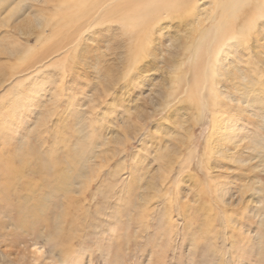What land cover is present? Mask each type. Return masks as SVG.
I'll use <instances>...</instances> for the list:
<instances>
[{
    "label": "rangeland",
    "instance_id": "obj_1",
    "mask_svg": "<svg viewBox=\"0 0 264 264\" xmlns=\"http://www.w3.org/2000/svg\"><path fill=\"white\" fill-rule=\"evenodd\" d=\"M41 1L0 0V87L25 83L0 90V264H264V0H147L157 15L140 17L127 64L117 22L95 14L109 0L73 24L62 0ZM180 8L190 26L213 14L190 49L170 42ZM216 21L232 39L203 73ZM203 80V115L190 100L163 109Z\"/></svg>",
    "mask_w": 264,
    "mask_h": 264
},
{
    "label": "bare ground",
    "instance_id": "obj_2",
    "mask_svg": "<svg viewBox=\"0 0 264 264\" xmlns=\"http://www.w3.org/2000/svg\"><path fill=\"white\" fill-rule=\"evenodd\" d=\"M39 1H41V0H39ZM45 1V0H44ZM122 0H109V1H107V2H104V3H101L100 5H99V7H97L96 9H94L95 10V12H97V13H95L96 15H97V20H98V22H101V21H103V20H107L106 18H108V20L109 21H112L110 18L111 17H113V20L115 21V22H117V24H118V27H113L115 30H116V32H115V34H117L118 35V33H120V36H114V39H113V41L114 40H116L117 42L115 43V49L118 51V57H119V59H118V63H120V64H127V63H130V61H132V59H133V57H134V59L133 60H136V58H137V56H138V54H137V52H138V50L140 49V47L142 46V44H141V39H142V36H143V34L145 33V27H143L144 26V24H142V23H140L139 22V20H140V17H146V18H148V19H153L156 15H157V13H155L157 10H155V12L154 13H148L147 11H148V4H146L147 3V0H137V2L134 0V2L137 4V5H135V6H131V7H128L127 5L125 6L122 2H121ZM157 1V0H156ZM190 2H189V4H191L192 5V3H193V6H192V8L194 9V11H195V9H198V8H203V9H205L204 7H203V3L205 2V0H189ZM237 1V3L238 2H242V0H230V3L231 4H234L235 2ZM42 2V1H41ZM89 2H90V0H62L61 1V3H60V5H59V7H58V9H60V13H61V15H62V12H63V15H64V18H63V21L62 22H64L65 24H71L76 18H78L79 17V19H82V18H84L88 13H90V11H89V8H87L88 7V4H89ZM130 2H131V0H130ZM129 2V3H130ZM192 2V3H191ZM264 3V2H263ZM109 4V5H108ZM134 4V3H133ZM184 4H186V0H185V3ZM105 5L107 6V8H106V10L104 9L105 8ZM125 7V8H122L123 6ZM152 5V4H151ZM177 6V5H176ZM260 6L261 7H257L258 8V10H260L259 11V13H258V19H262V18H264V14H261V12H262V8L264 9V4H260ZM108 7H109V10H108ZM127 7V8H126ZM178 7V6H177ZM150 8V7H149ZM123 9H125L124 11H123V13L121 12ZM152 8H150V10H151ZM182 8H180V10H181ZM221 9H222V11H224L225 10V8H224V4H222V6H221ZM165 10V9H164ZM179 10V9H178ZM179 10V12H177V14H176V22H178V24H185V26H187V29L186 30H184V32L182 33V34H180L179 33V31H177V33H175L174 35H173V37H172V41H170V42H178V40L176 39V37L179 35V36H181V37H187V44H188V46L186 47V48H188V49H190V48H192L193 47V44H194V41L195 42H197V34H198V32L200 31V29L203 27V25H204V23L205 22H207L211 17H212V13H207L206 14V10H205V12H204V14H205V16L207 15V18H203L202 20H198L197 22H195L194 23V25L193 26H190V24H192V23H188V21H182L183 20V16L184 15H186V13H185V10H181L180 11ZM92 11V10H91ZM165 12V11H164ZM156 14V15H155ZM191 14V12H188L187 13V15H190ZM194 14V13H193ZM192 14V15H193ZM155 15V16H154ZM159 15H160V13H159ZM168 15V14H167ZM191 15V16H192ZM204 16V17H205ZM164 19H165V17H164ZM167 19V18H166ZM107 20V21H108ZM94 21V20H93ZM90 22V21H89ZM149 22V21H148ZM23 23H25V22H23ZM81 23V22H80ZM94 23V22H93ZM147 23V22H146ZM73 24V23H72ZM84 24H85V22H84ZM95 24V23H94ZM29 25H30V23H29ZM62 25V24H61ZM93 25V24H92ZM91 25V26H92ZM224 23H222L221 21H219V22H217L216 21V23H215V27L213 28V30H212V32L208 35V36H205V35H202V37H201V39L202 40H205V42H204V46H202V47H205V53L204 54H201V51H198V54H200L199 56H198V58H197V64L198 65H203L202 67V69H201V72H203L204 73V71H206V70H208V68H207V65H208V63H210L209 62V60L212 58V57H219V56H221L222 55V53L224 52V47L225 46H229V41L232 39V36H231V33L230 32H226L225 31V29H224ZM58 26V25H57ZM74 26V25H73ZM72 26V27H73ZM107 26V25H106ZM16 27H18V26H16ZM178 27V26H177ZM149 28V27H148ZM148 28L146 29V31L148 30ZM60 29V28H59ZM72 29V28H71ZM87 30H88V27H87ZM110 30V29H109ZM228 30V29H227ZM59 31V30H58ZM29 32V31H28ZM242 32H240V34H241ZM200 36V35H199ZM205 36V37H204ZM207 39V41H206V39ZM134 39V40H133ZM78 41V40H77ZM110 41V40H109ZM111 41H112V39H111ZM110 41V42H111ZM75 43V42H74ZM112 43V42H111ZM143 43V42H142ZM98 44V43H97ZM105 44V43H104ZM172 44L170 43V46H171ZM180 47V46H179ZM200 44H198V45H196V50H198V49H200ZM204 49V48H203ZM202 49V50H203ZM214 49H217V52H214L213 50ZM7 50V49H6ZM5 51V50H4ZM116 52V51H115ZM204 52V51H203ZM54 54V53H53ZM112 54H113V52H112ZM115 54V53H114ZM196 54H197V52H196ZM206 55H207V57H209V59L207 60V57H206ZM49 58V57H48ZM2 59V58H1ZM44 60V59H43ZM114 60V59H113ZM50 65H52V64H50ZM173 65V64H172ZM49 66V65H48ZM47 66V67H48ZM115 66H117V65H115ZM157 67V66H156ZM209 67V66H208ZM43 68H45V67H43ZM43 68L42 69H39V70H36V72L39 74V73H42V72H45L44 70H43ZM131 71V70H130ZM127 72H129V70H127ZM157 72V71H156ZM13 73V72H12ZM74 74V73H73ZM30 75L31 74H29L28 76V78H30ZM167 75H169L168 73L166 74V76ZM0 76H1V74H0ZM11 77V79H7V81L6 82H2V83H8V82H11V81H13V83H14V88L16 87V86H19V85H23L22 83H24V80L23 81H19V82H17V81H15L14 80V77L12 76V75H10ZM32 76V75H31ZM101 76H102V73H101ZM109 76H111V75H109ZM107 77V76H106ZM164 77V76H163ZM168 77V76H167ZM203 77H204V75H203ZM1 78V77H0ZM4 78V77H3ZM179 78V77H178ZM101 79H102V77H101ZM112 79V78H111ZM4 79H2L1 81H3ZM28 80H30V79H28ZM28 80H25V81H28ZM15 81V82H14ZM173 81V80H172ZM248 81V80H247ZM250 81V80H249ZM175 82V81H174ZM255 82H256V80H255ZM35 83V82H34ZM246 83H248V82H246ZM5 84H3V86L2 87H0V90L1 89H3L4 88V85ZM99 84V83H98ZM109 84H111L110 82H109ZM208 84V83H207ZM24 85H25V83H24ZM203 86H205V80H203V81H196V85H195V87H194V89L192 90H189L190 91V93H189V91H188V93H187V97L185 98V99H183L182 97H180V95H178V91L177 92H175V89L171 92V94L169 93L168 95H161V97L163 98V99H165V105H163L162 107H163V109H167V107L168 106H170L171 104H173L174 102H183L184 104H186L185 103V101H188V100H190V101H192L194 104H191L190 103V105H189V107L190 108H195V110H196V112H199L200 114L202 113V115L204 114V112H205V110L207 109V104H205L204 103V108L202 109V107L201 108H199V104H198V102H199V100L201 99H203V94H202V90H203ZM209 86V85H208ZM25 87V86H24ZM12 89H13V87H12ZM163 89V88H162ZM171 89V88H170ZM170 89H168V90H170ZM176 90H178V88L176 89ZM15 91V90H14ZM257 90H255V92H256ZM13 92V91H12ZM12 92H10V93H12ZM163 93V92H162ZM165 93H166V91H165ZM168 93V92H167ZM251 95H253V94H247L246 96H244V94H243V99H242V103H244L245 105H247L248 106V108L249 107H251L252 109H255V104H256V102H255V98L254 97H251ZM252 99V100H250V103H248L247 101H246V99ZM6 99V98H5ZM172 99V100H171ZM184 100V101H183ZM260 102H261V100H260ZM263 103H264V101H263ZM8 105V104H7ZM187 105V104H186ZM262 105H264V104H262ZM162 107L160 108V109H162ZM198 107V108H197ZM162 109V110H163ZM189 109V108H188ZM201 110H202V112H201ZM208 110V109H207ZM236 110V109H235ZM189 111V110H188ZM241 111H244V112H246L247 110H241ZM192 112H193V109H192ZM211 112V116H213L212 117V122H213V118H214V116H215V113L213 112V111H210ZM236 112H237V110H236ZM255 112V111H254ZM254 116H256V113H255V115ZM262 117V116H261ZM263 120H264V117H263ZM215 123V122H214ZM228 127L229 128V125L227 124V122H225L224 121V127ZM264 126V125H263ZM261 127V126H260ZM29 129H30V127H29ZM226 129V128H225ZM212 131L214 132H212V134H211V136H215L216 134H217V131H216V127H214L213 129H212ZM231 131V130H230ZM234 132V131H233ZM264 132V131H263ZM29 134V133H28ZM31 134V133H30ZM232 134V133H231ZM263 134V133H262ZM264 135V134H263ZM260 136V140L262 141V142H264V136ZM211 136H209V138L207 139V145H209V143H210V137ZM32 137V136H31ZM30 138V137H29ZM28 138V139H29ZM234 141V140H233ZM261 141H259V144H260V142ZM30 146V145H29ZM231 146V145H230ZM231 148V147H230ZM29 150V149H28ZM195 151V150H194ZM194 151L192 150V152H190L189 153V157H188V159L189 160H185L184 161V164L186 165V167L187 166H189V163H191V161H192V158H194L195 157V154L196 153H194ZM263 151V150H262ZM262 151H259V153L260 152H262ZM195 152H197V151H195ZM264 152V151H263ZM31 153H32V151L30 150V153H28L29 154V156L28 157H31ZM258 153V154H259ZM258 157H259V155H258ZM14 158H17V155H14ZM28 159H30V158H28ZM30 160H32V158L30 159ZM29 161V160H28ZM246 162V161H245ZM243 163V162H242ZM185 170V169H184ZM11 171H12V169H11ZM261 171V170H260ZM7 172V171H6ZM15 172V171H14ZM13 172V173H14ZM33 172V171H32ZM31 172V173H32ZM3 173H4V170H3ZM10 173V172H9ZM19 173V172H18ZM1 174H2V172H1ZM18 175V174H17ZM16 177V176H15ZM14 177V178H15ZM61 178V177H60ZM16 181V180H15ZM259 183H261L262 185H264V182L263 181H259ZM260 189V188H259ZM260 191L261 192H264V187L262 188V189H260Z\"/></svg>",
    "mask_w": 264,
    "mask_h": 264
}]
</instances>
